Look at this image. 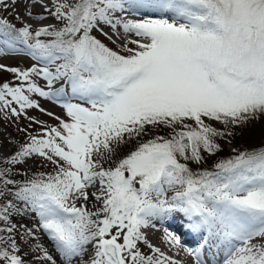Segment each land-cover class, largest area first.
<instances>
[{
  "label": "snow or ice",
  "instance_id": "snow-or-ice-1",
  "mask_svg": "<svg viewBox=\"0 0 264 264\" xmlns=\"http://www.w3.org/2000/svg\"><path fill=\"white\" fill-rule=\"evenodd\" d=\"M26 15L40 26L0 17V56L22 51L40 66L0 64L18 81L0 83V114L42 130L21 129L28 141L0 162V264H29L30 253L41 264H181L143 231L173 213L201 243L184 248L165 228L170 250L205 264L202 250L218 245L223 264H264V147L234 148L213 170L189 166L264 117V0H33ZM49 18L62 26L44 25ZM33 96L60 104L68 120ZM33 109L58 124L28 116ZM33 157L53 171L13 179ZM30 214L34 228L13 220Z\"/></svg>",
  "mask_w": 264,
  "mask_h": 264
},
{
  "label": "rangeland",
  "instance_id": "rangeland-1",
  "mask_svg": "<svg viewBox=\"0 0 264 264\" xmlns=\"http://www.w3.org/2000/svg\"><path fill=\"white\" fill-rule=\"evenodd\" d=\"M33 0H17V3L15 5H11L9 4V6L7 7L6 10H2L0 9V17H4L7 18L12 24H14L17 28L21 27L22 23L27 22L28 24H31L34 28L40 26L37 21L33 18L30 19L27 15H26V11L28 10V6L30 3H32ZM32 11L34 12V14H40L42 13V9L37 5L35 8L32 9ZM17 14L19 15V18H17ZM145 13H133L132 17L129 18H136L139 19L141 17V15H144ZM147 14V13H146ZM151 15V14H148ZM158 15V14H156ZM153 15V16H156ZM44 25L47 24H57V26H62L59 25L58 22L54 21L53 19L49 18L47 20H44L42 22ZM105 31H109V29L105 28ZM93 35H95L98 39H103L105 41H107L110 45V48H113V50H117L119 51V47L117 44H113L110 41L106 40L103 36H101L98 32H93ZM0 47H3L2 44H0ZM21 47V46H18ZM0 64L6 65L8 67H19L22 69H28L30 67H32L33 65H36V62L33 61L30 57H28L24 52L22 51H10V50H5V53L0 56ZM36 66H40V65H36ZM37 80V82L43 87L44 86V82L42 80H40L39 78H34ZM2 82H13V83H18V81L15 80V77L13 74L8 73V72H2L0 71V83ZM57 87L59 85H56ZM34 99H36L38 101V103L40 104L41 108L45 109L48 112H53L55 113L56 116L60 117L61 119L64 120H68V117L66 116L65 110L60 106V104L54 103L52 101H47L43 98L40 97H36L33 96ZM66 97L65 99L68 100ZM70 99V98H69ZM69 102H73L76 103L78 101L76 100H69ZM28 116L34 117L40 121H43L45 124L47 125H52V126H56L58 124V121H56L55 119L49 117L48 115L40 112L39 110H28L27 112ZM29 120L26 119L25 117L21 116L20 118H16V117H10L5 119L4 116L2 114H0V162H3L6 158L10 157L12 154L15 153V151L20 147L21 144L26 143L28 141V134L27 132L21 131V129H27L28 132H31L32 134H36L39 131H41V126L40 125H31V127H29ZM213 124H216V122H212ZM255 126H258L257 124H254ZM248 127V125H247ZM261 127V128H259ZM256 129H253L249 126V128L251 129L250 132L245 133L244 135L246 136V141H242V139L240 141H234V142H225L223 145L225 147V150L227 152H229L230 154H236L235 152H233V149H237L238 151H245V150H249L252 148H255L253 145V147L251 146V148L249 146H246L248 144L247 140L249 137V139H251V135L256 132L258 133V135H260L259 137H262V125L259 126ZM243 128V127H241ZM264 140V137L262 138ZM130 143H134V141L130 142ZM247 143V144H245ZM251 144V143H249ZM128 145V144H127ZM127 145L122 146L121 151L124 150L123 148H127ZM262 146V145H261ZM264 146V145H263ZM249 147V148H247ZM256 147H260L259 145H257ZM190 165H194V163H190ZM22 172L23 174V179L26 178H31L33 175H36L38 173H51L53 171V166L51 164H47V163H41L40 158L38 157H33L32 159L27 160L26 163L22 164V165H17L13 168L14 172L17 171ZM18 171V173H19ZM15 176V177H14ZM13 179L18 180V174L14 175ZM92 189L89 190V192L91 193ZM173 193L169 192L168 196L170 198V196ZM95 206L96 202L94 200H90L88 202L87 207L91 210H95ZM37 219L38 218H33V215L30 214L28 216L25 217H19V216H14L13 220L18 222V227H19V223H23L25 224L28 228H34L36 226L37 223ZM187 224V223H186ZM143 231H149L148 229H144ZM150 232V231H149ZM38 235L40 236V239L43 241L44 246L46 248L49 249L50 252L53 251L52 249V245L51 243L48 241L47 237L38 233ZM199 237V235H198ZM197 238V236H196ZM168 246V245H167ZM25 250H27V245H24ZM141 248L143 251L147 252V249L144 248L143 245H141ZM193 248L195 249L194 245ZM53 255L56 256L57 254L55 252H53ZM186 256H188L186 254ZM185 256V257H186ZM188 258L190 264H196L195 262H193L192 260H190L189 257ZM26 260L29 261V264H41L40 261H37L34 258V254H29L28 256L25 257Z\"/></svg>",
  "mask_w": 264,
  "mask_h": 264
},
{
  "label": "trees",
  "instance_id": "trees-1",
  "mask_svg": "<svg viewBox=\"0 0 264 264\" xmlns=\"http://www.w3.org/2000/svg\"><path fill=\"white\" fill-rule=\"evenodd\" d=\"M42 39H50V38H46V37H42ZM104 43H106L109 47V43L103 39H101ZM254 124H257L258 126H255ZM263 127L262 129V134H264V117H261L260 119L256 120V121H253L251 122L250 124H248V127L247 126H244L243 128L239 127V128H236L234 129V132H235V136L234 137H228L226 139H222V138H218L217 139V143L220 145L221 147V151H219L218 153H216L215 155H212V156H209L207 153H202L204 156H205V159L204 161L201 163V164H195L194 165H189L194 171H199V170H204V169H207V170H213V166L216 162L222 160V159H227V158H230L232 156H234L235 154H230L229 152H227L225 150V147H224V143L227 142V141H230V142H234L235 140L237 141H240L242 139V141H246V136L244 135L245 133L247 132H250L251 129L249 128V126L253 129H256L258 128L259 126ZM213 126L223 130V125L219 124V123H216V124H213ZM261 128V127H259ZM167 130L165 131H162V132H159L160 135H165ZM252 132V131H251ZM257 132V131H256ZM254 132L252 135H251V139H247L249 140L248 141V144L246 146H249L251 148V146L253 145L254 147H256L257 145L259 146H263L264 145V140L262 139L264 137V135L262 137H259L260 135H258V133ZM154 138L153 137V134L150 132L149 135L143 137V140H148V139H152ZM137 141L134 140V143H129L127 145V148H123L124 150H120V155L121 156H124L126 155L130 150L134 149L135 145H136ZM251 143V144H249ZM251 145V146H250ZM252 146V147H253ZM247 147V148H249ZM0 166H3V165H0ZM107 167V165H105ZM19 171V170H18ZM15 177V176H14ZM13 177V178H14ZM23 174L21 172V170L19 171V174H18V181H23Z\"/></svg>",
  "mask_w": 264,
  "mask_h": 264
},
{
  "label": "bare ground",
  "instance_id": "bare-ground-1",
  "mask_svg": "<svg viewBox=\"0 0 264 264\" xmlns=\"http://www.w3.org/2000/svg\"><path fill=\"white\" fill-rule=\"evenodd\" d=\"M179 222H189V221L187 218H183L182 215H180V213H173L168 219L164 220L163 222L154 221L153 223L155 224V227H150L153 228V230L147 233L148 239L151 243H153L157 247H160L162 251H165L168 255L172 256L174 259L181 261V264H190V262L188 261L189 259L186 257H189L190 260L196 263L194 257L186 256L187 253L183 250V248L170 250V246L169 245L167 246V244L162 241L164 230L165 228H167L168 230L173 231L175 234L181 237V241L184 248L194 249L192 246L193 243L191 241H188L186 239L182 240L183 231L179 230L178 228L179 225L177 224ZM184 234L186 233L184 232ZM198 235H199L198 238H201V235L197 234V236ZM216 249H217L216 252L221 255L223 254V256L220 259H217L216 262L215 261L214 262L216 264H223V258L225 253L219 250V246H216Z\"/></svg>",
  "mask_w": 264,
  "mask_h": 264
},
{
  "label": "water",
  "instance_id": "water-1",
  "mask_svg": "<svg viewBox=\"0 0 264 264\" xmlns=\"http://www.w3.org/2000/svg\"><path fill=\"white\" fill-rule=\"evenodd\" d=\"M261 147H264V146H261ZM261 147H257V148H253V149H259V148H261ZM253 149H249V151H250V150H253Z\"/></svg>",
  "mask_w": 264,
  "mask_h": 264
}]
</instances>
